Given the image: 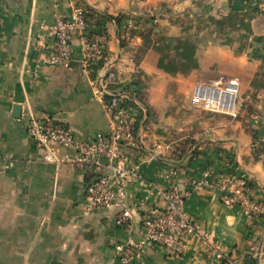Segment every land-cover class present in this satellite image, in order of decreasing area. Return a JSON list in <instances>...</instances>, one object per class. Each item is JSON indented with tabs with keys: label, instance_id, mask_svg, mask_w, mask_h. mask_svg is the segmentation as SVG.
<instances>
[{
	"label": "crops",
	"instance_id": "0c3cea01",
	"mask_svg": "<svg viewBox=\"0 0 264 264\" xmlns=\"http://www.w3.org/2000/svg\"><path fill=\"white\" fill-rule=\"evenodd\" d=\"M75 1L95 12L93 24L109 38L94 73L77 64L76 37L69 68L48 62L56 19L69 17L71 0H0V264H120L116 247L144 238L137 205L148 199L157 207L154 192L174 183L189 189L185 210L204 235L189 237L180 253L149 243L131 264H228L216 251L233 264H263L251 248L264 252V216L249 220L241 207L225 206L216 189L192 187L205 171L218 177L236 164L251 197L264 201L262 131L254 139L264 120V50L250 49L251 42L264 44L257 0ZM117 17L125 18L122 25ZM129 18L134 29L126 40ZM107 69L118 74L111 95L132 97L137 81L144 102L132 97L135 104L124 107L139 127L138 147L126 160L137 173L126 186L135 214L122 225L117 207L87 210L95 171L77 165L74 150L60 147V163L48 164L28 133L33 114L53 117L79 139L108 134L112 119L94 87ZM222 76L240 79L244 100L236 118L190 103L195 84ZM246 105L255 112L242 114ZM178 155L184 157L177 175L169 176L168 162Z\"/></svg>",
	"mask_w": 264,
	"mask_h": 264
},
{
	"label": "built area",
	"instance_id": "2783aa9c",
	"mask_svg": "<svg viewBox=\"0 0 264 264\" xmlns=\"http://www.w3.org/2000/svg\"><path fill=\"white\" fill-rule=\"evenodd\" d=\"M255 6L264 12V0H257ZM70 12L69 17L56 19V43L48 62L69 68L73 61V41L76 37L82 46L80 68L82 73L88 74L94 63L106 60L109 38L102 31L90 32L91 23L86 18V9L77 1L71 0ZM133 29L134 20L129 18L123 29L126 40L130 38ZM96 78V94L105 101V107L112 119L108 134L94 139H79L70 128L53 117L40 118L33 114L30 117L28 133L31 140L43 151V161L48 164L60 163V147L74 150L77 155L76 164L95 171L86 188L87 210L100 211L117 207L119 213L116 222L122 225L129 223L135 214L133 207L127 203L126 186L128 180L137 173L127 166L126 160L129 151L138 147L137 133L135 122L124 110L125 97L109 93V86L117 81V71L107 69L103 76L98 75ZM240 88L238 77L222 76L209 83H197L193 87L191 104L204 111L236 118L241 109ZM108 94L111 98L106 100ZM168 171L169 176L177 175L175 168ZM192 187L216 189L225 206L241 207L249 220L264 216V204L251 197L248 180L237 172L223 171L220 176L214 177L210 171H205L192 182ZM189 194V189L181 190L174 183L166 189L159 188L154 192L153 197H156L159 204L157 207H149L148 199L137 205L143 212L141 223L144 238L138 243L128 241L116 247L120 264H131L134 257L149 243L180 253L185 249L189 237L204 235L186 213L185 203ZM251 251L258 258L264 256L262 249L257 246H253ZM215 258L220 261L227 259L228 264L234 262L220 251H216Z\"/></svg>",
	"mask_w": 264,
	"mask_h": 264
},
{
	"label": "trees",
	"instance_id": "16d2710c",
	"mask_svg": "<svg viewBox=\"0 0 264 264\" xmlns=\"http://www.w3.org/2000/svg\"><path fill=\"white\" fill-rule=\"evenodd\" d=\"M85 9H86V18H87V19L90 21V23H91V26H90V32H92V33L99 32V30L97 29V28H99V26L93 24V17H94L95 12H94L91 8H89V7H85ZM124 19H125V18H122V17H117V18H116V20H117V22L119 23V25H122ZM102 32H104V31H102ZM121 44H122V46H125L126 42H125L124 39L121 40ZM103 65H104V61H103V60H99V61H97L96 63H94V64L91 66V70L93 71L95 68H100V67H102ZM93 68H94V69H93ZM93 73H94V71H93ZM134 82H135V83H134ZM134 82H133V83H134V86H135V88H137V89H136L133 93H131V95H132L133 98L135 97L137 100H139L141 103L144 104V102L142 101L141 91H140V89H139V88H140L139 83H138L137 81H134ZM132 97L125 98V102H126V104H127V103H128L129 105H130V104H131V105H134V104H135V102L132 101V99H131ZM105 98H106V100H109L111 97H110V96H106ZM145 106L147 107V105H145ZM138 127H139V123H138V124L135 123V132H137ZM257 132H258V130H256V133H255V135H254V139L257 138V136H256ZM183 157H184V155H178V156L176 157V159H174V161H169L168 163H169L170 165H172V166H171L172 168L178 169V163H177V161H178V160H181ZM234 165H235V166H234L233 168H231V169L228 170L229 172H236V171H235V169H236L235 167H237V165H236V164H234ZM262 203L264 204V201H262ZM251 264H257L255 258H252V260H251Z\"/></svg>",
	"mask_w": 264,
	"mask_h": 264
},
{
	"label": "rangeland",
	"instance_id": "374dc122",
	"mask_svg": "<svg viewBox=\"0 0 264 264\" xmlns=\"http://www.w3.org/2000/svg\"><path fill=\"white\" fill-rule=\"evenodd\" d=\"M133 31V30H132ZM131 34H132V32H131ZM131 37V36H130ZM202 81H208V80H202ZM243 94L241 93V91H240V99H243L244 97L242 96ZM244 100V99H243ZM245 101H246V99H245ZM190 103H191V98H190ZM243 103H244V101H243ZM246 103H248V102H246ZM192 105V104H191ZM248 105V104H247ZM245 106V107H243V109H242V114H244V112H246L247 110L249 111V113H253V112H255V110L253 109V108H251V109H249V107L248 106ZM221 114V113H220ZM257 126H258V128H257V130L259 131H262L261 132V134L262 135H264V120L262 121V124L260 123V124H256ZM264 140V139H263ZM262 142V141H261ZM263 144H264V142H262Z\"/></svg>",
	"mask_w": 264,
	"mask_h": 264
},
{
	"label": "water",
	"instance_id": "95a60500",
	"mask_svg": "<svg viewBox=\"0 0 264 264\" xmlns=\"http://www.w3.org/2000/svg\"><path fill=\"white\" fill-rule=\"evenodd\" d=\"M250 49H262V50H264V44H258V43L251 42L250 43ZM77 64L80 65V63H77ZM20 111H21V107L19 105H16L15 109H14L15 116H17Z\"/></svg>",
	"mask_w": 264,
	"mask_h": 264
}]
</instances>
